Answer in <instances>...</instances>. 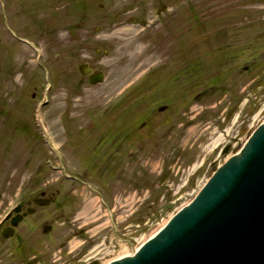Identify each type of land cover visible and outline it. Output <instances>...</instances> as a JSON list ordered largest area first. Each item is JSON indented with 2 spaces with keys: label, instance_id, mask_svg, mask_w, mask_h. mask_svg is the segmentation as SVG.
<instances>
[{
  "label": "rangeland",
  "instance_id": "obj_1",
  "mask_svg": "<svg viewBox=\"0 0 264 264\" xmlns=\"http://www.w3.org/2000/svg\"><path fill=\"white\" fill-rule=\"evenodd\" d=\"M81 3L67 0L68 11ZM177 3L173 27L99 31L86 48L75 42L81 21L68 13L65 53L54 66L51 60L56 73L65 62L67 74H55L38 112L48 148L31 122L40 76L3 79L0 214L41 193L48 204L18 212L22 220L9 241L0 237V264H20L33 253H43L42 264L60 255L59 264H106L131 253L264 120V111L256 116L264 104V0ZM18 51L35 67L26 46ZM49 51L53 57L58 50ZM90 58L104 74L94 86L76 68ZM155 65V77L140 90L141 73ZM160 106L166 109L158 112ZM28 207L34 210L25 214ZM44 225L51 226L47 233Z\"/></svg>",
  "mask_w": 264,
  "mask_h": 264
},
{
  "label": "water",
  "instance_id": "obj_2",
  "mask_svg": "<svg viewBox=\"0 0 264 264\" xmlns=\"http://www.w3.org/2000/svg\"><path fill=\"white\" fill-rule=\"evenodd\" d=\"M239 153L135 255L111 264H264V124Z\"/></svg>",
  "mask_w": 264,
  "mask_h": 264
},
{
  "label": "flooded vegetation",
  "instance_id": "obj_3",
  "mask_svg": "<svg viewBox=\"0 0 264 264\" xmlns=\"http://www.w3.org/2000/svg\"><path fill=\"white\" fill-rule=\"evenodd\" d=\"M178 5L177 0H83V3L77 7L71 6L68 11L67 0H0V92L3 91V79L15 80L18 74L28 79L42 76L44 65L51 69L49 74L53 79L57 74L59 78L66 77L65 62L59 63L62 69L56 73L51 67V60H54V66V62L59 61L65 53L67 34L72 33L67 21L68 13L75 22L81 21L79 28L74 29L75 42L86 48L98 42L99 31H115L131 26L138 27L141 32L152 33L158 28L173 27L179 12ZM20 35H28L31 39L21 38ZM26 40L44 49L45 61L39 64L38 70L28 64L31 58L18 51V48L25 46ZM51 48L58 50L53 53V58L49 56ZM84 62L92 66L91 58L90 61ZM92 70L93 72L85 77L87 80L98 72L93 68ZM40 87L41 85L38 88ZM2 108L0 94V110ZM1 114L2 111L0 117ZM2 133L0 129V136ZM47 226L51 229L50 225ZM5 227L10 226L5 225L3 229ZM3 229L0 231V237L7 242L11 237L4 238ZM35 254H32V259L30 257L20 264H42L43 253ZM59 260H62L61 255L51 262L59 264Z\"/></svg>",
  "mask_w": 264,
  "mask_h": 264
},
{
  "label": "bare ground",
  "instance_id": "obj_4",
  "mask_svg": "<svg viewBox=\"0 0 264 264\" xmlns=\"http://www.w3.org/2000/svg\"><path fill=\"white\" fill-rule=\"evenodd\" d=\"M122 30H125V28H123ZM155 74V73H154ZM153 74V76H151L150 78H148L147 79V81H146V83H145V85H143V86H141L140 87V89H142V88H144L145 86H146V84H147V82L150 80V79H152L153 77H155V75ZM264 111V104L262 105V107H261V109H260V111L258 112V114L256 115V116H259V114L260 113H262ZM253 119V118H252ZM223 137H224V135H219L213 142H212V144H211V150H213L214 148H216L218 145H219V143L223 140ZM239 153V150L237 151V152H235L234 154L235 155H237ZM196 169V167H194L193 168V170H195ZM43 197V196H42ZM42 197H40V198H42ZM40 198H37V200L38 199H40ZM31 203V202H30ZM29 203V204H30ZM21 208H23V207H21ZM21 208H19V209H21ZM16 212H12V214L8 217V219H6V221L4 222V224H2V226L0 227V231L3 229V226L8 222V220L15 214ZM164 225V222L162 223V225H160L159 227L161 228L162 226ZM156 232H158V231H156ZM155 232V233H156ZM154 232L153 233H150L149 235H150V237H152L154 234H155ZM141 240H144L145 241V238H143V239H141ZM144 241H142V242H144ZM141 242V243H142ZM126 250H128V249H126ZM125 250V251H126ZM134 251H136V249L134 250ZM129 252H127L125 255H127ZM125 255H118L117 256V258L116 259H120V258H122V257H124ZM114 260V259H113Z\"/></svg>",
  "mask_w": 264,
  "mask_h": 264
}]
</instances>
